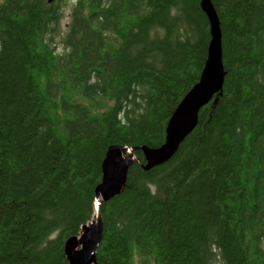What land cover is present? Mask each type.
Wrapping results in <instances>:
<instances>
[{
    "label": "trees",
    "instance_id": "obj_1",
    "mask_svg": "<svg viewBox=\"0 0 264 264\" xmlns=\"http://www.w3.org/2000/svg\"><path fill=\"white\" fill-rule=\"evenodd\" d=\"M212 3L222 92L170 160L146 170L136 151L100 206L97 264H264V0ZM70 15L63 31V0H0V264H69L108 148L161 146L208 58L201 0Z\"/></svg>",
    "mask_w": 264,
    "mask_h": 264
},
{
    "label": "water",
    "instance_id": "obj_2",
    "mask_svg": "<svg viewBox=\"0 0 264 264\" xmlns=\"http://www.w3.org/2000/svg\"><path fill=\"white\" fill-rule=\"evenodd\" d=\"M54 1L48 0L49 3ZM201 5L210 20L212 40L200 81L184 96L174 111L167 125L163 145L156 148L114 145L108 149L102 163L103 179L96 188L93 218L82 227L80 236L71 237L66 242L69 264H97V251L103 238L100 206L123 190L135 150L143 151L149 166L170 160L185 137L196 127L200 109L222 89L225 72L220 20L212 0H202Z\"/></svg>",
    "mask_w": 264,
    "mask_h": 264
},
{
    "label": "rangeland",
    "instance_id": "obj_3",
    "mask_svg": "<svg viewBox=\"0 0 264 264\" xmlns=\"http://www.w3.org/2000/svg\"><path fill=\"white\" fill-rule=\"evenodd\" d=\"M73 2L74 0H63V19L61 23L63 31L67 28V24L70 22V19H71L70 10H71V6Z\"/></svg>",
    "mask_w": 264,
    "mask_h": 264
},
{
    "label": "bare ground",
    "instance_id": "obj_4",
    "mask_svg": "<svg viewBox=\"0 0 264 264\" xmlns=\"http://www.w3.org/2000/svg\"><path fill=\"white\" fill-rule=\"evenodd\" d=\"M201 1H202V0H201ZM209 21H210V20H209ZM210 25H211V24H210ZM208 55H209V53H208ZM207 59H208V58H207ZM206 61H207V60H206ZM205 64H206V63H205ZM200 78H201V77H200ZM199 81H200V80H199ZM223 83H224V81H223ZM222 89H223V86H222ZM222 89H221L220 91H218L216 94L221 93V92H222ZM216 94H215V95H216ZM215 95H214V96H215ZM211 100H212V99H211ZM211 100H210V101H211ZM210 101H209V102H210ZM209 102H208V103H209ZM208 103H207V104H208ZM207 104H206V105H207ZM204 106H205V105H204ZM177 107H178V106H177ZM200 110H201V109H200ZM199 112H200V111H199ZM198 119H199V117H198ZM197 123H198V122H197ZM192 131H193V130H192ZM192 131H191V132H192ZM191 132H190V133H191ZM190 133H189V134H190ZM189 134H188V135H189ZM188 135H187V136H188ZM187 136H186V137H187ZM186 137H185V139H186ZM165 141H166V140H165ZM164 143H165V142H164ZM164 143H163V144H164ZM163 144H162V145H163ZM113 146H114V145H113ZM120 146H128V145H120ZM110 147H111V146H110ZM110 147H109V148H110ZM129 147H137V146H129ZM139 147H141V146H139ZM109 148H108V149H109ZM150 148H153V147H150ZM107 151H108V150H107ZM136 151H137V150H135V153H134V155H133L132 158H131V163H130V165H129V168H130V166L133 164V162L136 160ZM142 152H143V151H142ZM106 153H107V152H106ZM143 154H144V153H143ZM144 155H145V154H144ZM124 157H125V156H124ZM145 158H146V161H147L146 164L144 165V167H145L146 170L152 168L153 166H156V165L149 166L148 159H147L146 156H145ZM166 162H167V161H166ZM163 163H165V162H163ZM163 163H160V164H163ZM160 164H157V165H160ZM102 179H103V178H102ZM126 182H127V181H126ZM97 187H98V186H97ZM97 187H96V188H97ZM95 192H96V190H95ZM94 201H95V199H94ZM73 237H74V236H73ZM66 242H67V241H66Z\"/></svg>",
    "mask_w": 264,
    "mask_h": 264
}]
</instances>
